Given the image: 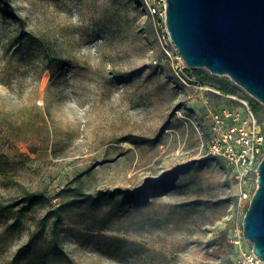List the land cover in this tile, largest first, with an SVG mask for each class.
I'll use <instances>...</instances> for the list:
<instances>
[{
    "label": "rangeland",
    "instance_id": "1",
    "mask_svg": "<svg viewBox=\"0 0 264 264\" xmlns=\"http://www.w3.org/2000/svg\"><path fill=\"white\" fill-rule=\"evenodd\" d=\"M162 24L143 0H0V203L42 197L0 215V264L236 263L257 173L240 184L205 152L207 110L245 98L264 129V104L227 75H196ZM67 186L144 192L64 207L56 236L18 252Z\"/></svg>",
    "mask_w": 264,
    "mask_h": 264
},
{
    "label": "water",
    "instance_id": "2",
    "mask_svg": "<svg viewBox=\"0 0 264 264\" xmlns=\"http://www.w3.org/2000/svg\"><path fill=\"white\" fill-rule=\"evenodd\" d=\"M170 41L188 68L227 75L264 104V0H165ZM243 233L264 261V155Z\"/></svg>",
    "mask_w": 264,
    "mask_h": 264
},
{
    "label": "built area",
    "instance_id": "3",
    "mask_svg": "<svg viewBox=\"0 0 264 264\" xmlns=\"http://www.w3.org/2000/svg\"><path fill=\"white\" fill-rule=\"evenodd\" d=\"M162 7L156 6L155 0H143L151 15L160 14L163 24L160 27L162 38L170 41L168 29L165 25V0ZM163 50L172 55L168 45ZM174 56L183 61L175 48ZM236 106H221L208 109L211 120L209 137L206 141L205 152L211 156L221 158L236 169V177L240 184L246 183L252 172L257 173V166L264 155V129L256 112L245 98H235ZM245 190L240 192V199L246 198ZM232 241L237 248L238 256L235 264H264V261L253 251L252 243L245 238L243 226L238 228Z\"/></svg>",
    "mask_w": 264,
    "mask_h": 264
},
{
    "label": "trees",
    "instance_id": "4",
    "mask_svg": "<svg viewBox=\"0 0 264 264\" xmlns=\"http://www.w3.org/2000/svg\"><path fill=\"white\" fill-rule=\"evenodd\" d=\"M196 75L202 74L201 68H194ZM72 191V196L69 199L61 202L54 208H48L37 220L36 227L28 234L26 242L18 248V252H23L24 250L31 249L47 232L53 236L58 234V230L62 223V209L75 204H81L88 202L91 205H100L101 203L114 198L118 193L123 194V199H125V204L130 205L134 202L139 195H141L144 190L140 188L136 194L132 192H125L120 190V192H109L106 190H97L93 194H84L79 188H71L69 186L63 188V191ZM135 195V196H134ZM42 197L34 192L25 193L22 196L13 198L6 203H0V215L6 212L13 211L15 209L20 210L22 213H26L30 210L32 206L39 203ZM57 244V242H55Z\"/></svg>",
    "mask_w": 264,
    "mask_h": 264
}]
</instances>
